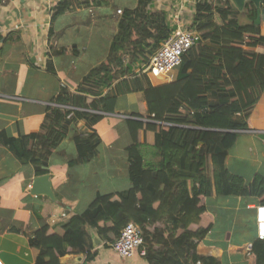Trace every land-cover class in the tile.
Segmentation results:
<instances>
[{
  "label": "trees",
  "instance_id": "1",
  "mask_svg": "<svg viewBox=\"0 0 264 264\" xmlns=\"http://www.w3.org/2000/svg\"><path fill=\"white\" fill-rule=\"evenodd\" d=\"M73 1L60 3L55 15L64 13ZM88 1L94 4L96 0ZM152 1L141 0L135 10L124 11L107 58L85 77L79 93L65 90L57 97L59 104L77 109H57L50 123L37 133L17 138L0 135L20 161L45 166L42 148L31 143L42 142L49 152L55 150L69 134L65 124L68 115L74 114L73 123L87 122L81 133L86 136L88 128L115 112L119 95L141 91L147 101L148 119L126 120L131 137L126 147L131 188L98 193L85 212L37 229L30 238L37 264H63L62 258L71 253L85 254L82 264H89L96 251L88 248V229L95 228L107 247L128 223L144 229L146 257L153 261L151 254L157 251L149 220L158 222L163 216L174 218L173 230L181 229L182 233L176 239L170 237L172 245L164 254L157 253L154 264H173L181 259L221 264L217 258L196 251L197 244L214 227L206 198L213 191L217 196L256 197L264 204V177L257 174L246 183L225 164L239 131L250 128L249 119L264 93V54L258 50L264 47V36L255 23L256 6L249 2L240 12L231 0H221L219 6L213 1L198 2L190 29L198 30L203 41L184 54L176 80L154 85L148 75L136 69L173 31L165 13L148 9ZM241 13L248 22L240 21L236 14ZM125 54L130 55V61H125ZM47 66L55 72L52 63ZM88 95L94 96L89 103ZM212 96L216 100H211ZM132 116L143 117L138 113ZM151 134L160 157L155 163H147L141 151L142 138L150 145ZM96 137L95 132L82 137L79 149L86 156L95 155L92 141ZM86 156L79 160L86 161ZM165 240L157 238V242ZM251 250L253 264H264V240L256 237Z\"/></svg>",
  "mask_w": 264,
  "mask_h": 264
},
{
  "label": "crops",
  "instance_id": "2",
  "mask_svg": "<svg viewBox=\"0 0 264 264\" xmlns=\"http://www.w3.org/2000/svg\"><path fill=\"white\" fill-rule=\"evenodd\" d=\"M63 1L66 0H0V135L17 138L37 133L50 123L57 109H77L59 104L57 97L65 90L79 93L78 87L85 77L107 58L124 11L135 10L141 0H96L94 4L74 0L64 13L55 15ZM200 1L205 0H153L148 9L165 13L169 28L175 31L192 26ZM244 16L242 22H248ZM259 26L264 36V10ZM258 50L264 54V47ZM49 63L54 65L55 72L48 69ZM179 72L180 67L149 78L154 85H161L176 80ZM92 99L94 96L88 95V103ZM211 100L216 98L212 96ZM134 113L144 118L132 116ZM73 116L72 113L65 118L70 131L55 150L49 152L42 142L31 143L42 148L45 166L20 161L0 138V264H37L30 239L37 229L85 212L98 193L125 191L132 186L126 150L131 137L126 120L148 119L144 93L119 95L115 112L107 113L93 128H88L86 136L81 131L87 128V122L73 123ZM249 124V129L239 131L225 160L226 168L243 176L246 183L257 174L264 177V93ZM94 132L97 137L92 143L96 153L89 157L79 147L83 138ZM149 141L153 146L152 134ZM82 156L87 157L86 161L79 160ZM151 158V162L145 161L155 163L160 159L156 151ZM42 169L50 175L55 198L31 192L34 179L43 175L39 173ZM115 177L121 182H113ZM259 204L261 200L256 197L217 196L212 191L206 205L214 227L197 244V253L213 256L221 264H253L251 249L257 237ZM173 222L174 218L164 216L158 222L149 220L148 229L155 232L152 245L157 251L151 254V260L172 245L170 237L176 239L181 235V229L173 230ZM161 236L166 240L157 242ZM87 243L89 249L96 251L89 264H154V260L138 253L132 258H121L110 246L94 247L90 236ZM68 255L73 259L82 255L83 259L66 264H82L86 260L83 253ZM173 264L195 262L181 259Z\"/></svg>",
  "mask_w": 264,
  "mask_h": 264
},
{
  "label": "built area",
  "instance_id": "3",
  "mask_svg": "<svg viewBox=\"0 0 264 264\" xmlns=\"http://www.w3.org/2000/svg\"><path fill=\"white\" fill-rule=\"evenodd\" d=\"M118 13H122V10H118ZM202 41L203 38L198 30L178 28L148 56L147 62L140 64L136 72L148 76L168 74L181 65L186 52ZM256 227L257 238L264 240V204L256 206ZM109 245L121 258H132L137 253L143 257L147 256L144 229L135 223H128L122 229L120 236ZM195 264L202 262L198 260Z\"/></svg>",
  "mask_w": 264,
  "mask_h": 264
},
{
  "label": "water",
  "instance_id": "4",
  "mask_svg": "<svg viewBox=\"0 0 264 264\" xmlns=\"http://www.w3.org/2000/svg\"><path fill=\"white\" fill-rule=\"evenodd\" d=\"M231 1L233 3L234 7L236 9H238L240 12H243L245 10V6L247 3H249V2L253 3L257 8V19L255 20V23L257 25L260 24L261 17H262V1L263 0H231ZM31 192H32V194L37 195V196L38 195H46V196L55 198V193L53 191L52 181L50 179V175L49 174H43V175H39L38 177H36L33 181ZM88 231H89V234L91 236L94 247H99L101 245H104L105 241L101 238L100 234L98 233V231L95 228L90 227L88 229ZM82 259H83L82 255H78V256L74 257V259L70 255H66L65 257H63L61 262L63 264L78 263V262H81Z\"/></svg>",
  "mask_w": 264,
  "mask_h": 264
},
{
  "label": "rangeland",
  "instance_id": "5",
  "mask_svg": "<svg viewBox=\"0 0 264 264\" xmlns=\"http://www.w3.org/2000/svg\"><path fill=\"white\" fill-rule=\"evenodd\" d=\"M213 1V4L214 5H216V6H219V5H222V2H221V0H212ZM189 16H191V13L190 14H188ZM238 17H239V19H240V21L242 22L243 21V17H245L244 15V13H241V14H236ZM235 15V16H236ZM186 27H189L188 26V24L186 25ZM125 61H130V55L129 54H125ZM180 67V66H179ZM179 67H177V68H175V69H178ZM126 100V99H125ZM125 100H123V102H125ZM127 101V100H126ZM82 131H84V130H82ZM81 131V132H82ZM141 151H142V153H143V155H144V158H145V160H147V161H150L151 162V160H152V155L154 154V151H156V148L155 147H153V146H150V145H148V144H143L142 146H141ZM210 167H211V165H210ZM211 171V170H210ZM112 181L113 182H115V183H120L121 182V180H117L116 179V177L115 178H113L112 179ZM107 182H109V181H106V183Z\"/></svg>",
  "mask_w": 264,
  "mask_h": 264
}]
</instances>
